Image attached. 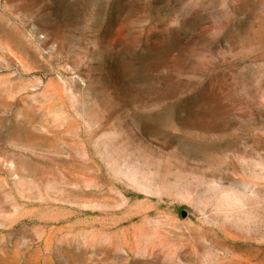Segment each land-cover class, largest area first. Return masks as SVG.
<instances>
[{
    "label": "rangeland",
    "instance_id": "obj_1",
    "mask_svg": "<svg viewBox=\"0 0 264 264\" xmlns=\"http://www.w3.org/2000/svg\"><path fill=\"white\" fill-rule=\"evenodd\" d=\"M0 264H264V0H0Z\"/></svg>",
    "mask_w": 264,
    "mask_h": 264
}]
</instances>
